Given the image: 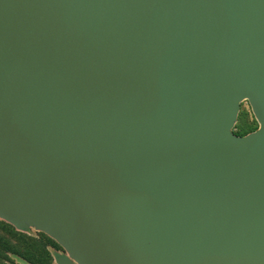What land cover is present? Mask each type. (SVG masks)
<instances>
[{
    "label": "water",
    "instance_id": "95a60500",
    "mask_svg": "<svg viewBox=\"0 0 264 264\" xmlns=\"http://www.w3.org/2000/svg\"><path fill=\"white\" fill-rule=\"evenodd\" d=\"M0 218L56 264H264V0H0Z\"/></svg>",
    "mask_w": 264,
    "mask_h": 264
},
{
    "label": "rangeland",
    "instance_id": "374dc122",
    "mask_svg": "<svg viewBox=\"0 0 264 264\" xmlns=\"http://www.w3.org/2000/svg\"><path fill=\"white\" fill-rule=\"evenodd\" d=\"M257 127L258 122L245 99L232 130L245 135ZM63 254H66L63 247L44 232L34 228L18 230L0 218V264H56V256Z\"/></svg>",
    "mask_w": 264,
    "mask_h": 264
}]
</instances>
